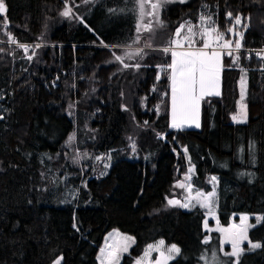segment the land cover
I'll return each mask as SVG.
<instances>
[{"label": "trees", "instance_id": "obj_1", "mask_svg": "<svg viewBox=\"0 0 264 264\" xmlns=\"http://www.w3.org/2000/svg\"><path fill=\"white\" fill-rule=\"evenodd\" d=\"M155 2L145 0L141 19L138 0H4L0 39L52 47L0 46V264H100L113 230L135 238L124 263L160 240L181 248L169 264H203L213 248L222 254L202 207L168 204L185 165L194 167V188L216 192L219 224L264 217V58L223 54L222 95L204 101L202 128L173 131L171 56L162 50L202 15L233 46L263 47L264 0H168L152 15ZM141 49L125 58L127 68L115 60ZM243 76L248 121L234 124ZM72 134L89 163L66 152ZM249 236L261 247L246 245L239 264H264V220Z\"/></svg>", "mask_w": 264, "mask_h": 264}, {"label": "snow or ice", "instance_id": "obj_2", "mask_svg": "<svg viewBox=\"0 0 264 264\" xmlns=\"http://www.w3.org/2000/svg\"><path fill=\"white\" fill-rule=\"evenodd\" d=\"M150 2V0H149ZM168 2V0H156L155 3H151V8L153 12L152 15H156L158 10ZM139 3V11L141 19L146 15L145 9V0H138ZM6 12L4 0H0V13ZM68 12H65L64 15H67ZM229 18L232 17L231 13L227 14ZM206 20L205 16L200 17L201 24H204ZM242 17L236 16L234 19V25H241ZM145 29L151 32L152 22L149 21L148 24L144 25ZM185 25H180L175 30L174 36L180 37L181 33L184 32ZM139 33V29L137 30ZM227 32L236 35V30L234 27L228 28ZM213 33L215 36L213 37ZM199 35L202 39L207 38L203 43V47L199 49L192 48L191 45L195 43L194 37ZM242 39V36H241ZM140 40V36L138 35L136 40L133 43H138ZM184 41H187L189 44V49L186 51H176L171 50L169 47H165L162 50L165 53L170 52L171 55V63L167 66L170 72V80H171V100H172V127L180 128L187 124L191 126L195 124L196 127H199L198 123V114L200 108V102L205 96L211 95H219V80H220V72L222 70V52L213 50L211 52L205 51L212 46V43L215 42L217 48L229 49L228 55L232 56V40L226 39L225 34L219 32L215 26L211 28L205 26L202 31L194 32L193 26L188 25L187 31L183 37ZM170 44L175 48H183L184 45L180 39H172ZM150 47L151 45H146ZM241 43L239 40L235 43V49L239 50L241 48ZM143 49L139 52H127L125 56L117 55L114 53L115 60L119 61L124 65L125 68L130 65L124 63L125 58L133 59L135 56H142ZM31 59V57H29ZM235 59H239V57H235ZM136 68L140 67V64L137 62L135 64ZM243 81H241V99H243ZM0 119H3L0 116ZM233 120L237 123L246 122V113H242L238 118L237 116H233ZM186 151V149H185ZM216 178L213 177V180ZM183 185H181L182 187ZM199 196H203V200H197L196 203L199 204L203 208L209 209L211 211V205L214 201L215 192H212L205 196L203 193H197ZM195 199V197H193ZM177 201L169 200V204L175 205ZM182 207H188V204H182ZM195 206V205H193ZM242 222L247 221L248 217H242ZM257 223L261 220H264V217H257ZM247 227H255V225H244L242 223L239 230L233 229H219L225 233V242L230 243L231 251L225 252L224 256H229L235 258L234 264H239V256L240 253L243 252V249L240 247V243L243 240H247ZM124 243H121L117 247H109L107 251L102 250L101 252V264H105V260L108 261V264H116V261L119 259L117 255L120 251L128 250V243L126 241L131 240V237H123ZM204 244L209 243V239L206 238L203 241ZM250 247L252 249L260 248V243H254L252 241H248ZM158 251L160 254V260L156 262V264H169V261L174 259L175 256L181 253V249L172 244L165 248V242L163 240L159 241L158 244L149 245L148 249L145 251V259L147 260L151 251ZM205 257H202V259ZM56 264H60V261L57 260ZM140 264V262H138ZM149 264L151 262L149 261ZM206 264H228L226 261H222V258L218 256L215 252L211 254L210 258L206 259Z\"/></svg>", "mask_w": 264, "mask_h": 264}, {"label": "rangeland", "instance_id": "obj_3", "mask_svg": "<svg viewBox=\"0 0 264 264\" xmlns=\"http://www.w3.org/2000/svg\"><path fill=\"white\" fill-rule=\"evenodd\" d=\"M177 2H185L187 0H174ZM65 12H68L67 15L68 17H71V13L69 11V9H67ZM192 25L193 26V31L194 32H199L203 30V27L207 26L209 28H211L212 26L216 25L214 24L212 18H206V20L204 21V24H201V21L199 20L197 23H183L181 25H185V29L184 32L181 33L180 37H175L173 39H180L184 45L183 48H175L174 46L170 45L169 48L171 50H176V51H186V50H190L189 49V44L187 41L183 40V37L187 31V26L188 25ZM217 29V27H216ZM218 30V29H217ZM215 36V33H213V37ZM207 38H201L199 35L194 37L195 43H193L191 45L192 48L195 49H199L203 47V43L205 42ZM15 39L12 41H7L4 39H0V46H9V47H21L24 49L25 53H31V51L36 48V47H52L50 43H28V44H16L15 43ZM216 47V43L213 42L212 46L208 49H205V51H209L211 52L212 49L211 48H215ZM233 48H235L233 46ZM170 54V52H169ZM171 56V55H170ZM224 58L225 56L222 53V57H221V62H222V70L220 72V80H219V95H211V96H205L201 102H200V108H199V114H198V123H199V127H196L195 124L188 126L187 124H185L184 126L180 127V128H173L172 127V100H171V80L169 78L170 81V130L173 131H181V130H200L202 128V108H203V103L207 98H218L221 97L222 95V72H223V64H224ZM171 72V70H170ZM170 77V75H169ZM241 81H243V91L246 90V78L243 76L241 78ZM241 81H240V98L238 101V109L237 112L232 114L231 116V121L234 124H239L237 123L235 120H233V116H237L238 118L241 116L242 113H246V122L248 121V110H247V105L245 102V95L243 96V99H241ZM244 123V122H241ZM76 137L75 134H72L68 140L67 146L65 147L66 152H69L70 150V154L73 158V161L83 165L85 163H89L91 161L90 156L85 155L84 152H82L81 150H79L76 145H75V141H76ZM184 150V149H183ZM84 161H86L85 163H83ZM104 159H99L98 157L94 159V163L95 164H99V168L100 171L98 172L99 176H102L105 174V163H104ZM194 175V167H191L190 165H185L183 167H177V171H176V183L173 185L172 188V192H171V197H169L168 199V204H169V200H174L177 201V203L174 206H178L180 208H183L184 210H191L192 208H194L195 206H200L199 204L196 203L197 200H203V196H199L197 195V193H203L205 196H207L210 193H204L196 188L193 187L192 185V177ZM181 185H183L181 187ZM215 192V191H213ZM212 193V192H211ZM216 193V192H215ZM193 197H195V199H193ZM182 204H188V207H182ZM169 205H173V204H169ZM195 205V206H193ZM201 207V206H200ZM203 208V207H202ZM206 211L207 214V229L209 232L212 231H218L220 233L221 236V245L220 248H222V254H219L218 249L213 248V250L208 254V256H205V259L210 258L211 254L213 252H215L218 256H220L222 258V261H226V259H224L225 257L228 258H233V257H229V256H224L223 254L225 252H230L231 251V245L230 243L225 242V233L222 231H219V229H233V230H239L242 223L244 225H255V227H247V240H243L240 243V247L243 249V252H246V245H249L248 241L250 239L249 233L251 230H253L254 228L258 227L262 220L257 223L256 218L257 217H263L262 215H239V218H237V220H233L232 223L229 226H223L221 224H219V219H218V215L216 212V195L214 198V201L211 205V211H209V209L207 208H203ZM242 217H248L247 221H243L242 222ZM213 223V225H210L209 223ZM123 237H131L132 239L129 241H126L128 243V250L127 251H120L117 253V255L119 256V259L116 261V264H138V262H140V264H149V261L151 262V264H156L157 261L160 260V254L158 251H151L147 260L145 259V251L148 249V246L146 247L145 251L143 252V254H141L138 258H135L133 260H131V262H125L124 263V258L125 257H129L131 255V250L133 248V246L135 245V238L132 235L129 234H124L119 232L118 230H114L113 233H111L106 240V243L102 246L99 255H98V260L99 263L101 264V252L102 250L107 251L109 247H117L118 245H120L121 243H124L125 241H123ZM134 240V242H133ZM161 241V240H160ZM159 241L152 243L150 245H155L158 244ZM165 242V241H164ZM254 243H259V242H254ZM172 245V244H171ZM176 245V244H175ZM170 245H168L165 242V248L168 247ZM178 246V245H177ZM179 247V246H178ZM244 247V248H243ZM180 248V247H179ZM181 249V248H180ZM229 249V250H228ZM259 249V248H256ZM255 250V249H254ZM241 252V253H243ZM240 253V255H241ZM181 255V253L177 256H175L174 259L170 260V262H172L173 260L177 259L179 256ZM240 257V256H239ZM57 260L60 261V264H62L63 262V258L59 257ZM56 260V261H57ZM56 261L53 264H56ZM105 264H108V261L105 260ZM203 264H206V260Z\"/></svg>", "mask_w": 264, "mask_h": 264}, {"label": "built area", "instance_id": "obj_4", "mask_svg": "<svg viewBox=\"0 0 264 264\" xmlns=\"http://www.w3.org/2000/svg\"><path fill=\"white\" fill-rule=\"evenodd\" d=\"M16 44H18L17 41H15ZM213 50L221 51L224 55H228L229 49H222V48H211ZM233 54H241L244 56L245 60L251 61L253 59H260L264 58V46L263 47H254V48H243L241 47L239 50H236L235 48L231 49ZM55 87V84L53 85Z\"/></svg>", "mask_w": 264, "mask_h": 264}, {"label": "crops", "instance_id": "obj_5", "mask_svg": "<svg viewBox=\"0 0 264 264\" xmlns=\"http://www.w3.org/2000/svg\"><path fill=\"white\" fill-rule=\"evenodd\" d=\"M243 92H245V91H243ZM244 123H245V122H244ZM113 232H114V230L111 231V232L106 236L105 243H106L107 237H108L111 233H113ZM133 242H134V240H133Z\"/></svg>", "mask_w": 264, "mask_h": 264}, {"label": "water", "instance_id": "obj_6", "mask_svg": "<svg viewBox=\"0 0 264 264\" xmlns=\"http://www.w3.org/2000/svg\"><path fill=\"white\" fill-rule=\"evenodd\" d=\"M4 14H6V12H4V13H1L0 15H4Z\"/></svg>", "mask_w": 264, "mask_h": 264}]
</instances>
